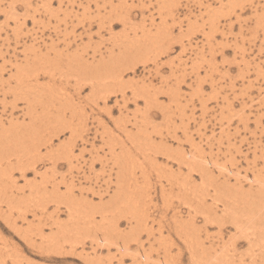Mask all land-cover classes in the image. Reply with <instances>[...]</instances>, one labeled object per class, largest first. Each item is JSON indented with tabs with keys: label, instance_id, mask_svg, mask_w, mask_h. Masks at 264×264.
<instances>
[{
	"label": "rangeland",
	"instance_id": "374dc122",
	"mask_svg": "<svg viewBox=\"0 0 264 264\" xmlns=\"http://www.w3.org/2000/svg\"><path fill=\"white\" fill-rule=\"evenodd\" d=\"M162 263L264 264V0H0V264Z\"/></svg>",
	"mask_w": 264,
	"mask_h": 264
},
{
	"label": "bare ground",
	"instance_id": "6f19581e",
	"mask_svg": "<svg viewBox=\"0 0 264 264\" xmlns=\"http://www.w3.org/2000/svg\"><path fill=\"white\" fill-rule=\"evenodd\" d=\"M53 109V108H52ZM59 122V121H58ZM62 122V121H61ZM71 149H72V146H71ZM124 153V152H123ZM123 156V155H122ZM133 156V155H132ZM150 156V155H149ZM185 157V156H184ZM126 158H124L123 160L122 159H120L119 158V156H118V158H117V160H119V164L121 163V166L120 167H130L128 164L127 165H125L126 163H124V160H125ZM132 159H134L133 157H132ZM70 160H72V159H70ZM131 160V159H130ZM129 161V160H128ZM185 162V161H184ZM116 163V162H115ZM117 164V163H116ZM136 165H137V163H135ZM198 165V164H197ZM192 167V166H191ZM200 167V166H199ZM197 169H198V167H197ZM205 169V168H204ZM207 169V168H206ZM120 173H122L121 172V170H120ZM207 174V173H206ZM209 174V173H208ZM207 176V175H206ZM204 177V176H203ZM205 178H207V177H205ZM203 179V178H202ZM239 192V191H238ZM241 194H243V193H241ZM245 194V193H244ZM241 197V196H240ZM251 198V196L250 195H246L245 194V196L243 197V201L245 202H243L246 206H245V211H244V209H243V207L241 208L240 206L239 207H237L238 206V203H236L235 205H237L236 207H234V210H232V212L234 213V215H232L233 217H235L234 219H238L237 217H236V215H238L239 213H241V214H243L244 212L245 213H249L250 211H259V209L260 210H262L263 208H261L262 207V205H263V201H258L259 203H257V202H252V201H246V200H248V199H250ZM237 199V198H236ZM240 200H241V198H240ZM256 200V199H255ZM124 204V203H123ZM135 205V204H134ZM239 208H240V210H239ZM229 211V210H228ZM238 211V212H237ZM241 211V212H240ZM248 211V212H247ZM134 212V211H133ZM130 213V212H129ZM251 213V212H250ZM71 215H73V213H70ZM250 215V214H249ZM129 216V215H128ZM142 220V219H141ZM137 223V222H136ZM143 223H144V221H143ZM261 225V224H260ZM97 226V225H96ZM106 227V226H105ZM108 227V226H107ZM106 227V228H107ZM262 227H263V225H262ZM118 228V227H117ZM103 230H104V228H103ZM136 230V229H135ZM109 231H111L112 233H113V231L112 230H109ZM109 231H107V233H109ZM126 231V230H125ZM118 232V231H117ZM130 232V231H129ZM103 233V232H102ZM119 233V232H118ZM133 233L131 232V234H129V235H131L132 237H133V239H136V236H134V235H132ZM135 234V233H134ZM137 234V233H136ZM101 235V234H100ZM106 236V235H105ZM121 236V235H120ZM101 237H102V235H101ZM127 238V237H126ZM104 238H102V240H103ZM132 239V240H133ZM131 240V239H130ZM134 242H136V241H134ZM140 242V241H139ZM123 243V242H122ZM128 243V242H127ZM131 243V242H130ZM130 243H128V244H130ZM124 244H125V242H124ZM206 256H207V254H206ZM194 257H196V256H194ZM214 259V258H213ZM227 261H228V259H227ZM241 263V262H240ZM162 264H164V263H162Z\"/></svg>",
	"mask_w": 264,
	"mask_h": 264
}]
</instances>
